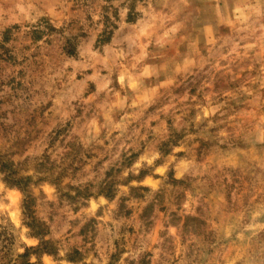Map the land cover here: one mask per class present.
Masks as SVG:
<instances>
[{"label": "rangeland", "instance_id": "rangeland-1", "mask_svg": "<svg viewBox=\"0 0 264 264\" xmlns=\"http://www.w3.org/2000/svg\"><path fill=\"white\" fill-rule=\"evenodd\" d=\"M0 162V264H264V0H0Z\"/></svg>", "mask_w": 264, "mask_h": 264}, {"label": "trees", "instance_id": "trees-1", "mask_svg": "<svg viewBox=\"0 0 264 264\" xmlns=\"http://www.w3.org/2000/svg\"><path fill=\"white\" fill-rule=\"evenodd\" d=\"M68 53L73 54L74 51L69 50ZM0 171H2L5 174V181H7L8 183H12L15 186L20 187L22 191H25V186L27 185V182L31 180V178H25V179L18 178L17 175L14 173V171H12V164L8 162H0ZM35 222L36 220L32 219L31 224H29V227L33 230L35 229L34 227ZM34 235L38 236L39 232L34 233ZM29 251L30 249L27 250L24 255L20 256V260H23L24 258H26L29 254ZM34 251L37 253L38 256H42L44 254H48V255L56 254V250L54 249V246L50 244L49 242L44 241L43 239L41 240L39 246L36 247ZM22 264H41V263L40 262L32 263L29 260H27L25 262L22 261Z\"/></svg>", "mask_w": 264, "mask_h": 264}]
</instances>
